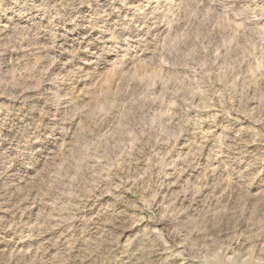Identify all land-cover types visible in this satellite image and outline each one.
<instances>
[{"label": "rangeland", "instance_id": "374dc122", "mask_svg": "<svg viewBox=\"0 0 264 264\" xmlns=\"http://www.w3.org/2000/svg\"><path fill=\"white\" fill-rule=\"evenodd\" d=\"M0 264H264V0H0Z\"/></svg>", "mask_w": 264, "mask_h": 264}]
</instances>
